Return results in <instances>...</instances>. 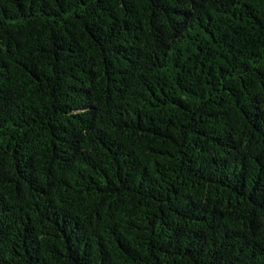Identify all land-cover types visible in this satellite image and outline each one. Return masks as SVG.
<instances>
[{
	"label": "trees",
	"instance_id": "trees-1",
	"mask_svg": "<svg viewBox=\"0 0 264 264\" xmlns=\"http://www.w3.org/2000/svg\"><path fill=\"white\" fill-rule=\"evenodd\" d=\"M0 264H264V0H0Z\"/></svg>",
	"mask_w": 264,
	"mask_h": 264
}]
</instances>
